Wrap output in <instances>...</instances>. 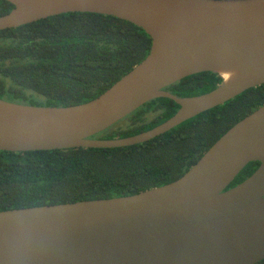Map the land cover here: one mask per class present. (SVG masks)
<instances>
[{
  "label": "water",
  "instance_id": "water-1",
  "mask_svg": "<svg viewBox=\"0 0 264 264\" xmlns=\"http://www.w3.org/2000/svg\"><path fill=\"white\" fill-rule=\"evenodd\" d=\"M0 31L70 13L115 17L152 39L147 58L76 107L0 99V152L117 149L144 144L264 85V0H4ZM212 73L211 93L165 89ZM179 111L126 139L95 136L146 103ZM257 171L227 190L250 163ZM264 261V106L230 129L179 180L139 195L0 212V264H259Z\"/></svg>",
  "mask_w": 264,
  "mask_h": 264
},
{
  "label": "trees",
  "instance_id": "trees-1",
  "mask_svg": "<svg viewBox=\"0 0 264 264\" xmlns=\"http://www.w3.org/2000/svg\"><path fill=\"white\" fill-rule=\"evenodd\" d=\"M13 9L0 0V17ZM151 47L152 39L143 29L98 14H64L0 31V99L50 108L87 104L141 64ZM220 83L217 75L201 73L165 91L193 98L211 93ZM262 106L264 85L144 144L0 152V212L129 197L169 185ZM179 109L170 99L152 100L94 139H126L149 132ZM259 166L250 163L227 190L245 182Z\"/></svg>",
  "mask_w": 264,
  "mask_h": 264
}]
</instances>
